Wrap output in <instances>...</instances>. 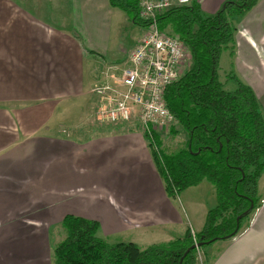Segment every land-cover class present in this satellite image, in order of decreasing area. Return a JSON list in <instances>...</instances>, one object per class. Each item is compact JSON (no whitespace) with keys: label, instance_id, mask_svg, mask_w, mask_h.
Returning a JSON list of instances; mask_svg holds the SVG:
<instances>
[{"label":"crops","instance_id":"obj_1","mask_svg":"<svg viewBox=\"0 0 264 264\" xmlns=\"http://www.w3.org/2000/svg\"><path fill=\"white\" fill-rule=\"evenodd\" d=\"M228 1L191 0L208 16ZM234 25L235 54L219 64L227 56L264 118V0ZM142 33L109 0H0V264H51L49 228L67 215L97 222L104 240L130 232L140 250L181 239L191 223L203 230L213 186L168 198L141 134L67 136V108L89 93L94 64H119ZM257 197L235 237L202 251L206 264H264V171Z\"/></svg>","mask_w":264,"mask_h":264},{"label":"trees","instance_id":"obj_2","mask_svg":"<svg viewBox=\"0 0 264 264\" xmlns=\"http://www.w3.org/2000/svg\"><path fill=\"white\" fill-rule=\"evenodd\" d=\"M257 2L229 0L212 16L191 2L157 18L159 31L177 37L192 59L190 69L164 94L176 122L171 134L181 130L186 141L182 148L167 154L157 134L145 133L144 138L153 149V162L168 198L174 199L203 181L213 186L216 206L208 211L203 230L194 233L201 248L213 239L235 237L259 204L257 183L264 171L263 114L252 90L232 72L226 76V82L234 85L232 89H224L217 75L222 52L227 51L231 58L235 54L234 21ZM109 5L124 12L133 25L146 26L138 17L137 0H109ZM244 213L234 233L236 219ZM60 228L63 239L53 249V264H179L194 245L190 230L181 239L140 250L133 243H107L99 236L95 221L67 215ZM195 256L196 250L190 251L181 264H196Z\"/></svg>","mask_w":264,"mask_h":264},{"label":"built area","instance_id":"obj_3","mask_svg":"<svg viewBox=\"0 0 264 264\" xmlns=\"http://www.w3.org/2000/svg\"><path fill=\"white\" fill-rule=\"evenodd\" d=\"M191 0H137L139 19L146 24L122 68L104 67L102 80L91 91L96 119L114 128L130 126L133 121L150 135L152 129H167L175 119L167 109L164 94L178 80L186 62L183 43L159 31L157 18L174 7H185ZM119 71L116 77L113 72ZM194 245V233L191 230ZM197 260L203 264L196 249Z\"/></svg>","mask_w":264,"mask_h":264},{"label":"rangeland","instance_id":"obj_4","mask_svg":"<svg viewBox=\"0 0 264 264\" xmlns=\"http://www.w3.org/2000/svg\"><path fill=\"white\" fill-rule=\"evenodd\" d=\"M166 33L167 32H163ZM128 35V31H124L123 30V36ZM168 35V34H167ZM173 37V36H172ZM126 37H122V39H120L121 41V45L123 44V41H125ZM177 38V37H176ZM119 41V42H120ZM185 51H186V62L183 65V69L180 71V76L185 72L188 71L191 67V63H192V59L190 57V54L188 53L185 45H183ZM226 51L222 52L225 53ZM129 53V52H128ZM126 54V58L124 57V59H122V61H117L119 62V64H108V66L105 67H109V66H113V67H117V68H122L126 59H127V55ZM227 60V56L223 58V60L220 62L219 64V69L217 71V75L219 78V81L223 83V87L224 89H232L234 87V85L232 83H229L227 81V75L229 74L228 70L229 69H224V65L226 63ZM122 64V65H121ZM101 67V66H100ZM99 67V64H94L93 66V71H92V84L91 87L89 88V93L87 92V95L84 96V98H82L81 101H79V103L77 102L75 105L73 106H69L67 109V111H72L73 117H69L67 119H65L64 124L66 126H68L70 129V132L67 133V136H69L71 139L73 140H77V141H84L88 138H93L96 136H99L101 134H109V133H115V132H129V133H138L141 134V136L144 137V130L136 123V121H133L131 123L130 126L127 127H123V129H115L114 127L112 128L109 125H106L104 123L99 122L96 119V115H95V99L91 94V89L92 87L99 83L100 80H102V74L106 69H102ZM104 68V67H103ZM119 71L120 69H118L117 71H114L113 74L118 77L119 76ZM225 81V83H224ZM72 110H70V109ZM176 127V123L175 125L170 126L167 129H154V132H152V129H149V131H151L150 133H155L158 135L160 141H161V149L166 152L167 154H172L174 152H176L178 149L183 147L184 142L186 141V134L184 132H182L181 130H179V132L176 135L171 134V130H173ZM112 128V129H111ZM176 130V128H175ZM71 133V134H70ZM70 134V135H69ZM151 152H153V149L151 148ZM86 179V178H85ZM206 183V182H205ZM90 190H93L95 188H97L98 186L101 185V183H98L97 185L94 182H89L88 179L85 180L84 183ZM79 191V190H78ZM46 205L49 204H53V200L49 199L48 201H45ZM178 204V203H177ZM213 205V202H210V205H208L209 207ZM248 220V219H247ZM246 222V221H245ZM244 222V223H245ZM243 223V225H244ZM191 226L193 227V230L190 227H187V230H192L194 233L196 231L195 226L193 225V223H191ZM49 236H48V243H49V253L51 255V264H53V249L54 247L63 239V233L61 231V228H49ZM158 236H163V235H157V239H159L160 237ZM174 236V235H173ZM106 238L105 241L107 243H130L132 240L131 237V233L127 232V233H119V234H112L109 236L104 237ZM153 241V239H152ZM224 240H217L215 242H213L212 244L205 246L203 248H201V259L203 261V264H206L207 261V255L204 252H208L210 251V247L212 245H218L219 243H222ZM216 247V246H214ZM204 251V252H202ZM195 263L199 264V261L197 260V255L195 256Z\"/></svg>","mask_w":264,"mask_h":264},{"label":"water","instance_id":"obj_5","mask_svg":"<svg viewBox=\"0 0 264 264\" xmlns=\"http://www.w3.org/2000/svg\"><path fill=\"white\" fill-rule=\"evenodd\" d=\"M250 209H252V206L250 207ZM247 213H244L242 216H239L237 219H236V229L234 231V233H237L238 231V227H239V221L244 217L246 216ZM215 239L209 241V242H206L205 244L208 245L210 243H213ZM202 247V244H197V245H193L191 246L190 248H188L185 253L183 254V256L181 257L180 261H179V264L182 263L184 257L190 252V251H193L195 250L196 248H201Z\"/></svg>","mask_w":264,"mask_h":264},{"label":"flooded vegetation","instance_id":"obj_6","mask_svg":"<svg viewBox=\"0 0 264 264\" xmlns=\"http://www.w3.org/2000/svg\"><path fill=\"white\" fill-rule=\"evenodd\" d=\"M190 231H191V230H190ZM193 233H194V232H193ZM196 245H197V244H196ZM196 249H200V248H196ZM196 249H195V250H196ZM200 252H201V251H200Z\"/></svg>","mask_w":264,"mask_h":264}]
</instances>
